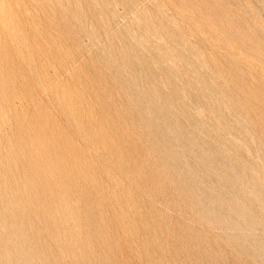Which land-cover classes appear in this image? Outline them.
<instances>
[{
  "label": "rangeland",
  "instance_id": "obj_1",
  "mask_svg": "<svg viewBox=\"0 0 264 264\" xmlns=\"http://www.w3.org/2000/svg\"><path fill=\"white\" fill-rule=\"evenodd\" d=\"M0 264H264V0H0Z\"/></svg>",
  "mask_w": 264,
  "mask_h": 264
}]
</instances>
